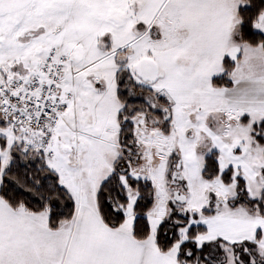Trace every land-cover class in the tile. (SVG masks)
<instances>
[{"label": "snow or ice", "instance_id": "snow-or-ice-1", "mask_svg": "<svg viewBox=\"0 0 264 264\" xmlns=\"http://www.w3.org/2000/svg\"><path fill=\"white\" fill-rule=\"evenodd\" d=\"M0 264H264V0H0Z\"/></svg>", "mask_w": 264, "mask_h": 264}]
</instances>
